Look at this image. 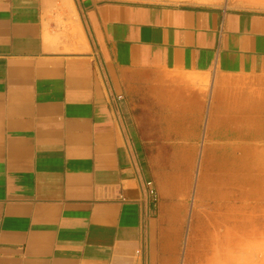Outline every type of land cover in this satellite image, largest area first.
<instances>
[{
  "label": "crops",
  "instance_id": "crops-1",
  "mask_svg": "<svg viewBox=\"0 0 264 264\" xmlns=\"http://www.w3.org/2000/svg\"><path fill=\"white\" fill-rule=\"evenodd\" d=\"M259 220L264 0H0V264H206Z\"/></svg>",
  "mask_w": 264,
  "mask_h": 264
},
{
  "label": "rangeland",
  "instance_id": "rangeland-1",
  "mask_svg": "<svg viewBox=\"0 0 264 264\" xmlns=\"http://www.w3.org/2000/svg\"><path fill=\"white\" fill-rule=\"evenodd\" d=\"M148 1H159V0H148ZM173 2H185V3H200V4H209V3H219L223 0H169ZM259 206L261 204L259 203ZM261 224L264 228V221L259 220L255 221V225L261 228ZM224 235V234H223ZM221 236V245H220V255L217 258L215 263H212L211 260L206 261V264H264V233L262 235L257 234L254 237L252 246H250V241H247L244 236L240 235H230V236ZM211 242H208V245ZM242 244L245 245L242 247ZM207 245V246H208ZM237 245L239 252L236 250ZM218 262V263H217ZM178 264H182L179 261Z\"/></svg>",
  "mask_w": 264,
  "mask_h": 264
},
{
  "label": "bare ground",
  "instance_id": "bare-ground-1",
  "mask_svg": "<svg viewBox=\"0 0 264 264\" xmlns=\"http://www.w3.org/2000/svg\"><path fill=\"white\" fill-rule=\"evenodd\" d=\"M221 236L220 237H215L214 245L211 246L212 247L211 254L213 255V261H211L212 263H215L217 258L220 255V251L219 250H220V245H221ZM223 236H226V235H223ZM215 245H216V247H215ZM243 246H245V245H243Z\"/></svg>",
  "mask_w": 264,
  "mask_h": 264
},
{
  "label": "built area",
  "instance_id": "built-area-1",
  "mask_svg": "<svg viewBox=\"0 0 264 264\" xmlns=\"http://www.w3.org/2000/svg\"><path fill=\"white\" fill-rule=\"evenodd\" d=\"M147 185H148V187H149V193H150V195L154 196V195H155V191H154V189L152 188V183H148Z\"/></svg>",
  "mask_w": 264,
  "mask_h": 264
}]
</instances>
